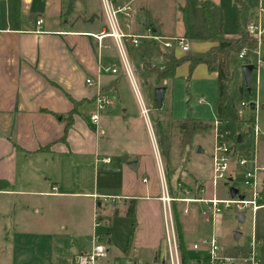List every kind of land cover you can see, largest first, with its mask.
I'll return each mask as SVG.
<instances>
[{
	"label": "crops",
	"instance_id": "obj_1",
	"mask_svg": "<svg viewBox=\"0 0 264 264\" xmlns=\"http://www.w3.org/2000/svg\"><path fill=\"white\" fill-rule=\"evenodd\" d=\"M152 1L117 0L119 5L129 3L133 5L134 16L130 21L120 16L121 26L126 34L144 36L150 33L165 38L184 37L189 44L191 41L207 39L210 41V49L207 52L217 46L212 40V34L227 40L238 36V30L232 37L215 30L210 35L198 37L191 34L186 27L176 34L175 31L167 32L161 14L151 6ZM207 1L210 0H200V4L203 3L205 6ZM240 1L250 7L249 21H253L251 17L253 12L258 10L257 6L255 3L250 5L248 0ZM234 4L237 5V0H234ZM70 5L71 0H20L19 3L15 0H2L0 4V217L2 221H10L0 225V233L9 239L8 243L11 246L9 251L12 252L13 257L11 264L62 263L60 256L55 253L56 245L51 231L53 227L51 221L54 220L55 215L63 214L65 211V204L61 199L67 196L93 198L94 209L101 211L95 214L93 220L83 215L76 219L73 224L75 233L70 239L71 251L68 263L64 264H73L80 254L91 251L96 233L103 237L107 247L106 257L98 264H138L139 262L168 264L167 256L162 251L164 233L161 214L157 216L158 218H154V229L145 233V237L138 231L143 220L138 214L140 202L153 201L162 208L159 201L161 182L158 161L161 162L163 170L164 166L159 150L157 146L154 147L156 157L152 150L153 157L145 156L142 159H138V156L131 152L126 160L125 158L123 160V157L117 158L115 149L102 153L101 138L106 135L103 128L106 120L103 121L101 114L99 125L95 126L91 122V115L95 110L88 114L89 105L95 107L94 101L99 88L108 97L118 91L120 83L118 84L117 75L106 72L105 68L116 69L115 61L118 60L120 53L113 39L106 38L102 45H99L95 39V36L109 32L102 0H76L72 9ZM37 22H42L41 26H37ZM127 23L130 24V28L126 27ZM144 42L148 46H143L144 64L139 69L151 66L164 71L170 55L177 58L175 54L177 50L166 52L153 41H142ZM125 45L131 54L133 45L129 41H125ZM149 47L166 56L163 67L154 66L149 62L155 56L148 49ZM202 66L205 65L201 64L198 67ZM231 72L233 76L232 66ZM212 74L216 79L218 78L216 73ZM87 79L93 80L95 85L88 86ZM171 80L172 78L167 79L166 85ZM160 87L166 88V94L159 113L154 112L153 118L162 137L170 133L176 122L183 121L187 117L209 123L214 122L218 115L217 120L225 121L223 126L231 123L226 117L225 103L221 112L217 104V115L213 118H205L199 114L190 116L193 111L190 108L186 117L176 119L173 118V111H170L168 125L165 126L164 119L167 117L162 109L165 106L169 86ZM246 89L244 80L239 88L241 96ZM203 102V98L198 100L199 104ZM238 108L234 107L236 114ZM112 109L104 114L113 115L116 109ZM143 110L140 109L141 116ZM124 112L126 113V110ZM252 117L254 119L253 114ZM237 122L242 123V120ZM246 130L243 129L242 134L240 132L236 136L238 144L236 151L240 156L250 155L249 149L242 146L247 136ZM207 136L213 139L212 156L213 130L204 137L198 136L194 139L191 153L198 150L199 154H204V147L200 145L199 140ZM247 137L250 138V146H252V138ZM259 144L261 161L264 163V137L259 140ZM191 153L184 172L180 164L175 165L179 170L174 176L177 175L179 183L185 187L195 190L204 187L203 196L211 198L213 196L211 180L206 179L199 170L192 171L193 169L189 167ZM184 154L180 150L181 161L183 157L185 158ZM105 158L111 160L109 165L100 162ZM107 168L110 169L107 171ZM233 168L236 173L237 168L240 167L234 165ZM85 170L93 174L90 186L94 179L95 183L91 192L79 194L77 188L83 183L81 172ZM117 173H120L122 180L113 190V178ZM139 173L148 174L149 178L144 177L141 183L137 178ZM101 175L104 176V180H100L98 184ZM177 181L172 184L168 180L174 192ZM67 189H74L75 192ZM225 191L227 194L226 187ZM132 206L136 213L135 222L127 215ZM200 207L202 210V206ZM195 211L196 209L193 212ZM120 218H124L126 222V235L118 238L117 222ZM184 218L181 220L183 221ZM97 223H99L98 227H96ZM59 225L61 229H67L68 226L63 221ZM182 234L185 235L183 236L187 256H194L191 245L198 240L189 239L183 229ZM205 236L199 237L201 239Z\"/></svg>",
	"mask_w": 264,
	"mask_h": 264
},
{
	"label": "rangeland",
	"instance_id": "obj_2",
	"mask_svg": "<svg viewBox=\"0 0 264 264\" xmlns=\"http://www.w3.org/2000/svg\"><path fill=\"white\" fill-rule=\"evenodd\" d=\"M75 2L76 0H71L73 6ZM248 2L250 5L255 3V6H257L258 9L260 0H248ZM99 3L101 4V2ZM151 6L156 12L161 14L167 32L175 31L176 34L179 32V30L182 31V29L186 27L189 29L191 34L198 37L207 34L210 35V33H212V31L215 32V30L219 31V33L223 32L225 36L229 37L235 36L237 34V5L234 4V0H210L206 2V7L203 5V3L200 4V0H153L151 2ZM257 14L258 11L255 10L251 19L254 20ZM209 42L210 41L207 39L191 41V51L187 54H205L207 50L210 49ZM144 45L148 46L145 44V42L141 43L137 48L132 46L133 49H131V54L126 49L127 60L129 62L132 77L127 75L121 56H119L118 60L115 61V68L117 70V74L115 75H117L116 77L118 84L120 83V85L118 91H115L114 94L110 95V99L113 102L112 110L116 109L115 113L113 115L110 113L102 114L103 121L104 119L106 120V125L103 127L105 128L106 135L101 138V145L103 147L102 153L114 151L115 149V156L117 158L123 157V160L124 158L126 160V158L129 156V153L132 152V154H136V156H138V159H142L145 156L148 158L150 156L153 157L152 150L154 156L156 157L154 147L157 146L162 159L166 177L173 184V182L176 183L178 180L177 175H173L174 178H170L171 174L179 170V167L176 168L175 165L180 164V167H182V171L184 172V168L188 165L189 160H186L184 157L182 158V161L180 160V150L178 144L181 140L179 133H177V129L172 127L170 133H168L166 137H162L161 131L154 123V112L159 113V108L155 104V92L161 85L169 86V92L165 99V106L162 109L164 115L167 117L164 119L165 126L166 124L168 125V116L170 115V111H173V118L176 119L186 117L189 113V110H191L190 108H192L194 111L190 113V116L199 114L205 118H213L217 115V79L207 70L205 66H197L194 70H191L189 63L185 62L177 69L171 82H168V85H166L165 82L167 80L161 81L156 77V75L161 72L159 68L147 66L143 69H139L140 66L143 67L144 64L142 58V55L144 54ZM134 48L136 50H134ZM148 49L155 54V56L149 62L154 66L156 65L163 67L166 56L153 47H149ZM261 51L264 55V46L262 47ZM175 54L177 57L175 58L176 60L185 56V54L179 50H177ZM170 58L171 55L169 59ZM257 61L258 55H253L252 64L255 66V70L252 76L251 87L246 89L243 96H241L239 88L243 85V81L245 80L242 73L243 61L235 55L232 59L231 66L232 70L234 71V75L232 76L233 78L229 85L225 107L226 117L231 120V123H228L227 125L224 124L223 132L227 134L230 142L233 141L235 145L237 144L236 136L240 132V134H242L243 129H247L245 122L249 120L252 114L257 119V125L260 129L259 140L264 137V70L261 68L257 69ZM200 98H203L204 102L202 104L198 103ZM242 102L248 104L254 102L257 104V110L254 113L251 111H245L243 117L239 116L235 113L234 107H240ZM94 108L95 107L89 105L90 111L88 114L90 112H94ZM140 109H147V115L145 116L143 114L141 116L139 114ZM124 110H126V113ZM217 119H219L218 115L216 120ZM238 120H242V123H238ZM211 121H213V119ZM247 131L248 129L246 130V134ZM199 141L200 145L204 147V154H199L198 150L193 151V153H191V163L189 167L191 170L193 169L192 171L199 170L203 173V176L206 179L211 180V145L213 139L211 136H207L206 138L200 139ZM243 143L244 144L242 146L247 147L250 151V138L246 136V139H244ZM164 153L167 154L164 155ZM86 159H89V157H86ZM120 161H122V159ZM109 169L107 168V171ZM92 177L93 174H90L89 170L81 172V179H83V183L81 187L79 186L77 188L79 194H88L91 192V188L95 183L94 179L90 186ZM144 177L149 178V175H140L139 173L137 178L141 183H143ZM100 180H104L103 175L99 176L98 184ZM121 180L120 173H117V175L113 178V190H115L117 186L120 185ZM243 181V171L240 168H237L234 183L236 186L242 188ZM67 190H73L71 192H75L74 189ZM217 195L220 198H227L224 185H221L218 188ZM77 197L78 196H67L62 198L61 200L65 204V211H63V214L55 215L54 220L51 221L53 222L51 231L53 232L55 238L54 245H56L55 253L56 255L60 256V260L62 261L61 264L68 263L67 260L69 259V253L71 251L70 239L75 233L73 231V224L75 223L76 219L83 215L85 218L88 216L90 220H93L95 214H98L101 211L100 209H94L93 204L95 199L89 198L88 196ZM161 209L162 208L160 205L156 202H140L138 206V214L140 218L143 217V220L142 226L141 228L139 227L138 231L145 237V233L154 229V218H158L159 214H161L164 233L162 251L163 254H166L167 256L165 225L163 211ZM226 214L227 215L225 218L218 221L216 225V234L219 237L222 248L228 254H236V251L239 248L245 249L251 240L254 230L260 241L258 252L262 260V264H264V209L257 213L254 223L251 212H244L246 220L243 223L238 222L235 212ZM181 219L182 217H180V220ZM61 221L68 224L67 229L60 228L59 224ZM118 221V238L124 237L126 235V222L124 218H120ZM181 221V227L189 239L195 238V240H199V236H207L211 233V226L202 222L201 207H196L195 213L193 212L189 218H184V220L182 222ZM2 223H10V221H2L0 217V225ZM237 232L241 234L239 239H236L235 237V233ZM8 240L9 239L7 237H3L0 233V264H11L13 259L12 252L9 251L11 246L9 245Z\"/></svg>",
	"mask_w": 264,
	"mask_h": 264
},
{
	"label": "built area",
	"instance_id": "obj_3",
	"mask_svg": "<svg viewBox=\"0 0 264 264\" xmlns=\"http://www.w3.org/2000/svg\"><path fill=\"white\" fill-rule=\"evenodd\" d=\"M103 9L109 25V32L95 36V39L102 45L106 38L114 40L120 56L123 59L125 71L129 77H132L129 62L127 60L125 41H129L134 47H138L142 41H153V43L164 51L179 50L184 54L190 53V44L185 38H165L151 35L144 36L126 34L121 26L120 16H124L130 21L134 16L132 3L119 5L117 0H102ZM257 17L253 21H249L246 32L248 36L257 42V50L254 55H258L257 69L264 70V55L262 54V46L264 44V0H260L258 6ZM42 22H37V26H41ZM130 28V24H126ZM246 56V50L241 52L238 57L243 60ZM106 72L116 74L117 70L105 68ZM86 84L90 87L95 85L91 79L86 80ZM99 88V84H97ZM254 103V102H252ZM251 103L242 102L238 108V115L243 117L245 111H251ZM95 112L91 115V122L98 126L100 116L104 112L112 108L113 102L99 88L95 101ZM257 110L255 104L254 112ZM252 112V113H254ZM143 114L146 116L147 111L144 109ZM251 118V117H250ZM249 118V120H250ZM247 120L245 125L247 129L252 127L253 142L250 150V156L238 155L236 145L230 142L227 134L223 132V122L215 120L213 123L214 148L212 153V178L211 186L213 196L205 198V188L197 190L185 187L181 183L176 186V192L171 190L166 174L163 170L161 162L158 161L161 196L159 201L162 205L165 240L167 247V263L168 264H262L259 255L260 241L254 230L251 240L245 249L239 248L236 254H228L219 241L216 234V225L218 221L225 218L226 213L235 212L236 219L239 216H246L244 212H251L253 223L257 213L264 209V163L261 161L259 136L260 129L257 125V119L254 117L253 125ZM103 165H109V158L101 159ZM234 165L243 170V187L235 185L234 179L236 173ZM146 182V180L144 181ZM224 185L227 189V198H220L217 195L218 188ZM235 187L239 190L236 198H231L229 189ZM202 206L201 219L203 222L211 226V234L201 238L191 245V252L194 256L183 257L180 238L178 234L176 212L180 217H189L196 207ZM239 222V221H238ZM99 223L96 224V227ZM107 255V247L103 237L95 234L93 237V247L91 251L80 254L73 264H98ZM138 264H144L139 262Z\"/></svg>",
	"mask_w": 264,
	"mask_h": 264
},
{
	"label": "trees",
	"instance_id": "obj_4",
	"mask_svg": "<svg viewBox=\"0 0 264 264\" xmlns=\"http://www.w3.org/2000/svg\"><path fill=\"white\" fill-rule=\"evenodd\" d=\"M0 0V4H1ZM16 3H19L20 0H15ZM238 5V36L234 39L227 40L223 37H216L212 33V40L217 44L216 47L212 48L210 51L206 52L203 55H192L186 54L181 59H175L171 57L168 59L164 71L159 72L156 77L159 80L171 79L175 76L177 68H179L183 63H189L190 69L194 70L197 66L203 64L208 68L210 73H216L218 78V110L221 112L226 101L229 90V85L232 80L231 72V62L234 55H239L241 52L246 50V56L243 59L244 65L252 64V56L257 50L256 40L250 38L246 32V27L249 23V13L250 7L237 0ZM70 8H73L71 3ZM253 117L248 121L253 125ZM175 128L179 130L181 135V142L179 144V149L182 153H185L186 160H189V155L191 150L194 147V139L198 136H206L210 134L213 130V122L205 123L199 120L191 119L187 117L183 121H178L175 123ZM247 136L253 137L252 127L248 129ZM253 140V138H252ZM174 175L171 174L170 178ZM177 185L180 184V180L177 181ZM176 185V186H177ZM129 217L134 219L135 222V208L134 206L130 207L128 210ZM180 216L176 212V222L178 226V234L180 238V244L182 248V254L184 258L187 256L186 251V242L182 234V227L180 223Z\"/></svg>",
	"mask_w": 264,
	"mask_h": 264
},
{
	"label": "water",
	"instance_id": "obj_5",
	"mask_svg": "<svg viewBox=\"0 0 264 264\" xmlns=\"http://www.w3.org/2000/svg\"><path fill=\"white\" fill-rule=\"evenodd\" d=\"M242 70H243V74H244L245 85H246L247 89H249L250 86H251L252 75H253V72L255 70V66H253V65H245V66H243ZM165 94H166V88L165 87H159L156 90V92H155V101H156V105H157L158 108L162 107L163 102H164V98H165ZM250 107H251L252 112H254L255 103H251ZM199 152H200V149H199ZM229 191H230L231 198H233V199L236 198L238 193H239V190L237 188H235V187H231L229 189ZM238 221L240 223H243L244 222V217L239 216L238 217ZM235 237H236V239H239L241 237V234L237 232V233H235Z\"/></svg>",
	"mask_w": 264,
	"mask_h": 264
}]
</instances>
